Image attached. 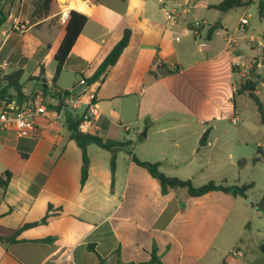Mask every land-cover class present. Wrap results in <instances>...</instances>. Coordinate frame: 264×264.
Instances as JSON below:
<instances>
[{
	"label": "crops",
	"instance_id": "1",
	"mask_svg": "<svg viewBox=\"0 0 264 264\" xmlns=\"http://www.w3.org/2000/svg\"><path fill=\"white\" fill-rule=\"evenodd\" d=\"M42 1H24L23 21L21 1L12 2L0 27V81L3 74L22 69L23 92L35 97L47 84L46 99L55 105L54 92L68 91L61 83L63 74L75 76L72 88L89 79L128 29L130 41L117 63L89 84L100 112L96 133L131 141L138 159L159 163L165 175L191 180L196 187L211 180L239 184L240 174L236 179L233 170L237 174L247 139L212 134L208 126L212 122L214 129L227 115L237 114L233 53L225 39L244 18L240 8L227 13L212 8L223 0H78L85 9L77 10L66 0L69 11L88 20L53 86L55 54L66 24L59 19L58 0L56 13L35 20ZM4 5L0 1V10ZM16 21L25 29L17 28ZM201 21L208 25L199 32L205 48L189 31ZM211 27L217 29L209 37ZM261 31L249 22L246 33H235L244 51L243 43L249 49L251 39L264 41L256 34ZM41 63L45 76L38 80ZM176 67L177 74H168ZM252 79L258 81L256 92L264 103V70ZM36 122L38 129L27 138L0 132V174L12 173L7 188L0 187V227L18 229L50 216L46 224L22 231L17 242H0V264L140 263L150 259L154 245L163 264L241 263L228 254L239 248L231 240L235 215L230 218L244 198L220 191L192 197L185 188L163 194L126 151L117 153L112 189L111 153L96 144L88 146L89 174L82 186V151L70 138L65 117ZM206 131L208 140L200 146ZM214 161L221 172L212 178L208 168Z\"/></svg>",
	"mask_w": 264,
	"mask_h": 264
},
{
	"label": "trees",
	"instance_id": "2",
	"mask_svg": "<svg viewBox=\"0 0 264 264\" xmlns=\"http://www.w3.org/2000/svg\"><path fill=\"white\" fill-rule=\"evenodd\" d=\"M3 1L5 4L12 1V0H0ZM13 0L12 2H14ZM22 5L21 11V20L23 21L25 10H27V5L25 0H20ZM92 3L97 4L100 0H90ZM127 1V0H122ZM253 3V0H223L219 4L212 6V8L218 10L222 13H227L231 10L237 8H244L248 7ZM57 0H43L41 4L36 8L33 13L35 20H43L52 16L54 13L57 12ZM258 14L261 19H264V0L258 1ZM8 15L0 10V27L5 24L7 21ZM88 17L83 13H80L76 10H71L69 12V20L65 25V34L63 39L61 40L58 49L55 54V61H56V68L54 72V77L52 79L53 86H56V82L64 69L66 60L72 47L74 46L77 38L81 34L82 30L84 29ZM216 27H211L208 31V36L210 37L216 31ZM131 31L126 29L121 40L114 46L108 56L104 59L101 63L99 68L96 72L87 79L88 84H92L100 79L104 78L105 73L107 70L114 66L117 61L119 60L121 54L123 53L124 49L128 46L130 41ZM158 67H161V64H158ZM180 71L178 67L170 70L168 74H177ZM149 74H153L152 71ZM23 76V70L17 69L12 72L3 74L0 81V102H7L11 103L13 100L16 102L18 106H22L25 103H29L34 99V96L26 95L23 92V84L21 82ZM45 76V69L43 63L40 64V73L39 76L36 78L38 80L43 79ZM257 86L258 81L251 79L250 81L246 82L245 85L240 89L237 93L241 94H248L249 98L255 103L257 106V110L260 117V122L264 125V103L260 100L257 95ZM53 91L55 88L52 89ZM41 91L44 95V103L53 109L60 110L63 108V99H61L60 94L56 90L53 94V98L57 100L58 106L51 104L47 99L48 95V86L44 84L41 87ZM63 92H67V90H59ZM85 113L78 115L74 114L72 110L66 108L64 116H65V124L67 130L70 134V138L76 142L78 147L82 151V177H81V184L82 186L86 183L89 174V164L90 160L88 157V146L90 144H96L100 148H103L111 153V160H110V168H111V188L113 189L114 180H115V172H116V156L117 153L120 151H126L132 156L133 162L141 167L142 169L146 170L159 184L161 191L163 194L169 192L170 190H175L179 188H185L188 190V193L192 197H200L205 194H208L212 191H220L227 194H231L235 197H242L246 199L247 192L250 191L254 184L252 182L244 183L242 185H229L227 182L216 183L214 181H209L208 183L196 187L194 186L191 180H182L177 177H169L165 175L160 170L159 163H150L141 161L136 157L133 153V143L129 140H114L101 137L97 133H84L80 130V125L85 121ZM103 126H106V123H103ZM209 131H206L201 140L200 146L206 144L208 140ZM260 154L261 150L258 151ZM255 161H260V157L255 158ZM240 164H244L239 162ZM12 177V173L8 170L0 174V187L4 190L7 188L10 179ZM260 211L264 212V197L261 202L257 205ZM52 209L49 206V210ZM49 213L38 222L25 224L18 229H8L4 227H0V242H9L14 243L18 241V236L22 233V231L40 225L46 224L49 218ZM51 239H45L43 241H50ZM261 250L264 252V244L261 245ZM150 254V259L147 262H140V263H129V264H163L160 256L158 254V248L156 245L153 246ZM223 264H228L223 261Z\"/></svg>",
	"mask_w": 264,
	"mask_h": 264
},
{
	"label": "rangeland",
	"instance_id": "3",
	"mask_svg": "<svg viewBox=\"0 0 264 264\" xmlns=\"http://www.w3.org/2000/svg\"><path fill=\"white\" fill-rule=\"evenodd\" d=\"M258 1L259 0H254L250 6L240 8L239 14L247 17L249 22H254L255 28L260 27L262 31L256 32V34L264 39V19L259 17ZM64 6V3H60L61 8ZM243 47L245 48L247 55H251V52L245 46V43H243ZM53 64L54 61L49 63L50 66ZM236 79L237 77L234 76L233 80ZM74 80V75L70 73L63 74L61 83L65 88L71 90ZM23 81L26 82V84L28 83L25 79ZM29 87L30 86L27 85L28 89ZM236 99L237 114L240 118L238 124H233L231 122L233 115L230 117L227 115L215 124L214 129L212 122L209 123L208 128H212V134L236 133L247 139L248 147L244 148L239 161H237V174L234 170L233 173L236 175V179L240 174L241 181L237 185L252 182L254 187L247 192V197L242 200L239 210L230 218V220H232V217L235 215V221H233L232 228L233 239L231 240L233 242L235 241L236 245L239 246L238 249L243 252V259H239L241 263L237 262V264H264V252L261 250V245L264 244V212L260 211L257 207L264 197V125L260 122L257 106L249 98L248 94L236 95ZM69 110H72L74 114L78 115H81L84 111V109ZM120 133L122 135L125 134L123 129H121ZM12 134L16 136L15 133ZM259 149L262 154L258 152ZM213 155L216 156L218 154L211 152L210 156ZM257 157H260V161H255V158ZM239 162L244 164L239 165ZM225 168L231 173L230 166ZM208 171L212 178L218 176V173L221 172L215 166V161L211 163ZM201 182H205L202 183V185L207 183V181ZM233 250H237V248Z\"/></svg>",
	"mask_w": 264,
	"mask_h": 264
},
{
	"label": "built area",
	"instance_id": "4",
	"mask_svg": "<svg viewBox=\"0 0 264 264\" xmlns=\"http://www.w3.org/2000/svg\"><path fill=\"white\" fill-rule=\"evenodd\" d=\"M66 5L62 8L60 13V21L64 24L69 20V10ZM169 18L171 16L169 15ZM248 18L240 19L238 27L235 32L227 33L226 48L233 53L232 68L237 77L232 85L233 91L237 94L246 82L252 79L254 72L264 70V42L261 40L251 39L249 50L254 51V55H247L243 50L242 45L238 41L235 33H246L248 27ZM206 22L193 23L189 31L196 36L198 46L200 48L207 47L206 41L201 39L200 30L207 27ZM16 27L25 29V25L20 21H16ZM61 99H63V108L60 110L48 107L44 103L43 93L35 95L34 99L18 106L16 102L11 103L0 102V132L12 131L18 138H27L34 134L38 129L36 119L44 118L53 123H56L60 118H64L66 108L77 110L85 106L87 108L85 114V121L80 125V130L84 133H96L99 130L98 119L100 112L95 97L89 90V84L86 79L82 78L75 87L67 92L58 91ZM58 106V104H55ZM240 118L238 114L232 117V123L238 124ZM128 130V126L125 127ZM228 256L231 259L239 260L243 257V252L239 249L232 250Z\"/></svg>",
	"mask_w": 264,
	"mask_h": 264
},
{
	"label": "bare ground",
	"instance_id": "5",
	"mask_svg": "<svg viewBox=\"0 0 264 264\" xmlns=\"http://www.w3.org/2000/svg\"><path fill=\"white\" fill-rule=\"evenodd\" d=\"M60 3H62V4L64 3V5H66V0H60ZM71 5H72V7H74L77 10H84L85 9V6L83 4H81L78 0H72Z\"/></svg>",
	"mask_w": 264,
	"mask_h": 264
},
{
	"label": "water",
	"instance_id": "6",
	"mask_svg": "<svg viewBox=\"0 0 264 264\" xmlns=\"http://www.w3.org/2000/svg\"><path fill=\"white\" fill-rule=\"evenodd\" d=\"M13 1V0H12ZM12 1L6 3L3 7V12L7 15H9L10 13V9L12 7ZM58 3L60 4V0H58ZM66 5H67V1H66Z\"/></svg>",
	"mask_w": 264,
	"mask_h": 264
}]
</instances>
